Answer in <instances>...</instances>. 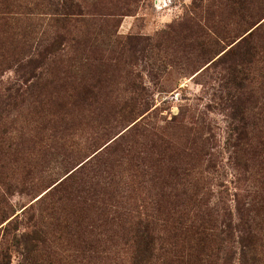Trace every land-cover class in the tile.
<instances>
[{
    "label": "rangeland",
    "instance_id": "obj_1",
    "mask_svg": "<svg viewBox=\"0 0 264 264\" xmlns=\"http://www.w3.org/2000/svg\"><path fill=\"white\" fill-rule=\"evenodd\" d=\"M71 1L0 0V264H264V0Z\"/></svg>",
    "mask_w": 264,
    "mask_h": 264
},
{
    "label": "trees",
    "instance_id": "obj_2",
    "mask_svg": "<svg viewBox=\"0 0 264 264\" xmlns=\"http://www.w3.org/2000/svg\"><path fill=\"white\" fill-rule=\"evenodd\" d=\"M50 6H52L53 13L57 14V17L55 18L57 21H59L60 25H63V23L66 22V18L68 17L69 10H71L72 1L71 0H48ZM17 93V91H15ZM8 96L12 97V93H7ZM0 103H1V95H0ZM137 230L135 234V254H134V264H142L149 260V258L152 255L153 249H154V243L156 240V237L151 233V227L149 222L145 223H137ZM219 232L221 235H223L226 240L228 241H236L240 244V249L242 250L244 247V250L247 251H253V243H254V235L250 234L249 232L245 236L248 238H244V234L242 235H236L232 227L228 223H222L219 225ZM192 235L194 238L195 248H200L201 251L205 248V243L209 240V237L212 235H216L214 233H211L208 231V229L204 226L195 227L192 230ZM236 238V240H234ZM189 248V247H188ZM252 262L257 260L254 257H251ZM202 262V261H201Z\"/></svg>",
    "mask_w": 264,
    "mask_h": 264
}]
</instances>
